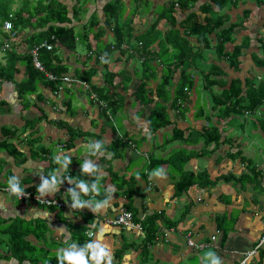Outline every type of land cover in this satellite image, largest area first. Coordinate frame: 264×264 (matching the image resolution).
Returning a JSON list of instances; mask_svg holds the SVG:
<instances>
[{"label":"crops","instance_id":"0c3cea01","mask_svg":"<svg viewBox=\"0 0 264 264\" xmlns=\"http://www.w3.org/2000/svg\"><path fill=\"white\" fill-rule=\"evenodd\" d=\"M138 1L142 0H131L132 6L129 8L126 5V14L133 9L137 11ZM150 1L152 2L150 8L147 10L144 5V10L147 13L152 11V15L156 14L159 19V13L167 11L174 0ZM208 1L210 0H199L194 6L201 18L206 17L201 11V6ZM20 5L21 3L18 6L15 5L14 8ZM176 6L175 14L178 21H181L186 17V13L178 4ZM238 8L243 10L242 14L247 9L251 10L252 17L256 20V23L249 22L251 24L246 31L239 32L240 35L237 36L236 43L248 37L246 39L248 45L243 48L242 69L236 71L230 67L227 60H217L214 48L206 52L208 58H201L200 63L202 66H209L211 63L220 64L229 72V80L238 76L243 79L258 77L259 80H264V67L257 64L259 58H264L262 45L264 42V1L261 3L257 0H247L244 3L239 1V6L238 4L233 5L232 9L227 11L231 15V22H236L234 20L238 19L241 14L235 13ZM215 9L218 7L215 6ZM86 15L87 13L83 14L81 18H85ZM104 16L106 20L105 11ZM78 21L82 19L74 20V24L77 30L84 33V24ZM161 22L163 25L160 26L157 23L156 30L161 29L164 34L174 28L173 23L166 17L162 18ZM152 24L154 23L151 22L145 29L142 28V31L134 30V27L130 26L133 35L132 43L137 40V36L147 32ZM111 33L106 29L103 34L104 43L111 42V36L114 37L113 30ZM212 37L216 43V34ZM190 39L197 41L195 36H191ZM88 40L93 45L96 42L92 34ZM141 45L139 43V46ZM234 46L235 44L229 43L228 49H233ZM85 47L89 49L88 46ZM122 47L129 50L123 53L118 49L111 53L108 59L111 63L108 62V68H106L107 63L102 62L101 64L100 62L99 68L95 69L93 75L91 74V81L101 85L96 76L102 73V79L107 85L109 76L106 72H118L114 80L118 85L116 90L122 92V94L120 92V97H123L124 103L110 118H107L103 110L91 99L85 86L77 84L82 79L73 76L77 68L90 71L92 67H79V65H73L74 62L68 61L74 56L75 62L86 63V61L95 59L91 58L90 54L87 55V60L79 51H74L71 55L64 54V61L72 66L70 72H74L71 74L75 80L67 84L66 90L63 91L64 95L61 97L53 94L50 86L45 87L42 93L46 91L51 94L43 93L47 99L45 103L34 104L24 109L15 87L11 83L4 84L1 96L6 98L12 110L0 113L2 119L0 133L3 127L19 129V134L26 132L24 137L21 135L18 137V143L22 142L20 148L27 155V160L23 164H18L7 151L0 150V159H2L0 184L5 185L4 187H7L6 177L16 172L21 176V181L26 188L32 189L27 191L37 194L36 185L41 182V176L38 173L47 175L54 154L71 150L73 161L69 166V174L77 176L81 174V163L87 157V144L90 139L101 138L105 141L106 147L118 137L122 140L119 141L117 149L107 148L108 152L105 155L99 158L93 157L97 164L103 166L104 175L101 183L111 186L115 191L110 206L102 208L98 213H93L88 208L75 211L70 208L69 203L63 198L67 189L71 187L67 181L59 186L57 192L45 197L62 201L65 203L64 206L22 200L19 197L10 196L4 190L0 191V264H45L52 258L57 260L56 250L58 248L73 241L78 242L74 234H77L80 226L85 227L83 232L86 236L85 242L95 238L94 235L89 236L90 232H95L100 226H107L104 242L112 250L113 264H202V254L209 249L214 250L222 258L223 264H237L243 254L254 247L264 236V178L262 176L264 170V104L255 112L245 111L243 114L233 115L231 118L218 122V110H214L213 105L209 106V103L208 105L206 103L207 112L219 127L222 140H224L217 147L215 143L206 145L204 138L194 142H186L185 139L166 141V138L172 136L176 127L185 130L186 135L193 129L203 131L207 119L196 117L198 108L195 106V101L198 95L193 93V101L189 104V109H186V106L182 109L172 108L174 113L169 109L172 123L159 130L153 137L147 116L151 106L149 105V111L141 105L135 112H132L136 102H130L133 99L136 100L134 87H138L137 81H141V71L138 70V65L141 66L143 59L133 52L135 49L129 47L128 43H124ZM154 49H158V46L155 45ZM129 63H134L132 64L136 67L134 72L126 73L121 69H111L113 65L124 67ZM162 66L163 64L159 65L160 74ZM124 73L125 77L121 75ZM204 76L198 74L197 79L200 83ZM124 79L130 80L126 87L120 86V82H125ZM82 82L90 85L88 81ZM132 85L134 89L130 92ZM216 86L219 89L216 90ZM216 86L214 90H207V95L212 99L214 94L222 90L221 86ZM36 97V95L33 96V98ZM59 98H61V104H63V99L72 98L71 107L65 104L59 107L57 103ZM73 101H76V105ZM129 102L130 110L127 108ZM15 103H17L16 108ZM41 104L47 117L34 122L32 126H25L27 121H18L19 119L16 118L22 116L21 119L24 117L25 120L26 118L31 120L42 116L43 112L39 109ZM33 109H37L39 115H36ZM25 112L31 113L27 116ZM256 114L260 117L259 120L254 117ZM62 122L65 124H61ZM256 124L260 126L255 127ZM68 127L75 128L82 134L74 140L71 146H67L70 138ZM249 130L252 135L254 133L256 135L248 137ZM237 152L242 154L238 155ZM155 158H164L166 161L158 164L154 161ZM4 161L7 162L5 167ZM254 165L259 171L257 181L253 180ZM159 166H163L165 174L151 177L149 175L151 170ZM182 170L206 174L209 181L212 180L214 183L210 185L197 183L186 192L175 194L176 182L180 179ZM242 178L244 180H241ZM85 179L91 180L92 178L85 177ZM100 195H103V189ZM122 209L132 211L135 223H141L143 228H128L110 224L108 219ZM153 215L162 217L157 222L159 229L156 236L149 243L143 223ZM218 230L221 233L218 239L213 241L211 237ZM189 234L197 242L210 243V245L203 250L191 247L188 243ZM129 252L131 253L130 258H126L125 254ZM250 264H264V246Z\"/></svg>","mask_w":264,"mask_h":264},{"label":"trees","instance_id":"16d2710c","mask_svg":"<svg viewBox=\"0 0 264 264\" xmlns=\"http://www.w3.org/2000/svg\"><path fill=\"white\" fill-rule=\"evenodd\" d=\"M16 1L0 0V52H5V61L0 56V95L4 84L11 83L15 87L18 99L22 102L24 109L47 101L42 93L45 87L50 86L53 94L57 95L56 92L59 91V86L63 84L64 76L70 73L72 67L64 61V50L68 49L76 52L79 47V39L81 37L87 39L91 34L96 42L94 45L88 42L87 46L91 52L90 57H94L96 62L100 63L102 56H105L108 60L111 53L116 52L118 49L125 53L129 49L122 47L124 43H128L129 47L135 49L133 52L143 59L141 64L143 71H141V81L136 90V95L144 108L151 106L147 116L153 137L157 135L159 130L172 123L170 108L182 109L183 106H186V109H189V104L193 101L194 90L199 89L201 85L197 79L198 74L205 75L202 88L214 90L216 85L222 87V90L213 96V109L218 110V122L231 118L233 115L243 114L245 111L255 112L264 104V80H259L258 77L243 79L240 76L229 80V72L220 64L211 63L209 66H202L200 63L201 58H208L206 50H213L214 48L217 60H227L230 67L236 71L242 69L243 48L248 45V42H246L248 37H245L241 43H236V28L240 23L237 21L231 22L229 12L223 11L226 6L237 5L240 0H210L206 2L201 6L202 13L206 15L205 18H201V15L194 9L199 0H174L170 3L167 11L164 10L163 13H159V19L166 17L168 21L173 23L174 28L164 34L161 29L156 30V21L147 32L137 36L136 43H132L131 38L133 35L129 18L123 20L127 7L122 0H110L104 5L106 13L105 26L100 25L101 19L95 11L91 15L88 24L84 25V33L77 30L74 20L82 19L81 16L88 13L89 6H86V4L89 0H76L72 9L62 0H22L21 5L14 8ZM262 1L264 0H257L258 3ZM141 2L147 10L152 4L150 0H142ZM176 4L186 13V17L181 21H178L175 14ZM215 6L218 9H215ZM244 13L248 16L251 10L247 9ZM7 20L13 21V31L16 32L15 38L17 39L12 40L11 48L4 50L5 40L11 36L4 28ZM106 26L113 29L114 41L104 43L103 34L106 32ZM25 31L29 32L25 33ZM21 32L25 34H21ZM213 34L217 36L216 43H214ZM191 36H195L197 41H192ZM43 41H49L54 45L52 50L42 48L40 59L48 71L58 75L56 81L48 79L45 73L35 66L33 55L30 53V49L34 45H38ZM139 43L142 45L139 46ZM229 43L235 44L233 49H228ZM155 45L158 46V49H154ZM262 45L264 49V42ZM20 47L24 48V51H21ZM161 63L163 66L160 74L159 65H162ZM257 64L264 67V58H259ZM106 68H108V63ZM77 69L73 76L90 83L91 91L89 93L96 92L97 101L106 103V106H102V110L106 117L110 118L112 115L108 112L110 111L112 114L117 112L124 103L123 97H120V91L116 90L118 85L115 84L114 80L118 72L107 71L106 73L109 76L107 85L100 86L91 81V74L93 75L95 72V67H92L90 71ZM177 73L178 78L176 79ZM121 75L126 76L125 73ZM129 81L120 82V86L126 87V85H129ZM66 88L64 86L65 90ZM34 95L37 97L33 98ZM92 100L97 102L94 98ZM200 100L198 96L195 101V106L198 107L196 117L207 119L203 131L193 129L186 135L185 130L176 127L172 136L166 138V141L185 139L186 142H194L204 138L206 145L215 143L216 147L224 141L219 127L212 121L210 113L207 112L206 103H202ZM71 101L72 98L63 99V104L68 105L70 108ZM39 109L43 112V115L28 120L26 126H32L31 124L34 122L45 118L42 104ZM10 110H12V107L6 98L0 96V113ZM61 124L65 123L62 122ZM68 130L70 138L67 146H71L74 140L82 134L75 128L68 127ZM20 135L19 129L13 130L9 127H3L0 133V150L7 151L16 159L18 164H23L27 160V155L21 150L18 143ZM121 140L118 137L111 145L107 147L105 145V147L112 150L117 149ZM237 154L241 155L242 153L237 152ZM154 161L161 164L166 159L155 158ZM56 167L52 159L47 172H51ZM253 169V180L257 181L259 171H257L255 165ZM181 173L180 179L176 182L175 194L184 193L197 183L200 185L214 183L212 180L209 181L208 176L203 173L196 174L184 170ZM4 186L0 184V188ZM26 189L32 190L30 188ZM161 217V215H153L143 223L149 243L156 236L159 229L157 222ZM78 228L79 233L74 234V237L78 243L83 244L86 240L83 233L85 227L80 226ZM51 263L57 264V260L52 258Z\"/></svg>","mask_w":264,"mask_h":264},{"label":"clouds","instance_id":"9594fccd","mask_svg":"<svg viewBox=\"0 0 264 264\" xmlns=\"http://www.w3.org/2000/svg\"><path fill=\"white\" fill-rule=\"evenodd\" d=\"M101 60L104 63L109 62L105 56H102ZM107 152L104 140L90 139L87 144V157L83 159L80 168L81 174L77 176L69 174V166L73 161L71 150L54 154L53 162L57 167L51 172H47V175L38 173L41 176V182L36 185L37 194L41 198H45L57 192L59 186L67 181L71 187L67 189L63 198L73 211L88 208L93 213H98L102 208L110 206L115 191L111 186L101 183L104 175L103 166L97 164L96 159H93V157L99 158ZM164 174L163 166L152 169L149 173L151 177H159ZM85 177L92 179L88 180ZM5 182L6 191L10 196L21 199L29 194L25 184L21 181V176L16 172L8 175ZM102 189L103 195L101 196ZM106 228L107 226L98 227L95 232L91 233L95 238L89 239L83 244L73 241L58 248L56 250L57 264H113L112 250L104 242ZM125 255L126 258H130L131 253ZM45 264H50V261H46ZM202 264H223V260L214 250L209 249L202 254Z\"/></svg>","mask_w":264,"mask_h":264},{"label":"rangeland","instance_id":"374dc122","mask_svg":"<svg viewBox=\"0 0 264 264\" xmlns=\"http://www.w3.org/2000/svg\"><path fill=\"white\" fill-rule=\"evenodd\" d=\"M62 1H64L65 3H67L68 4V6H69V8L70 9H72L73 8V6H74V4L76 3V0H62ZM108 1H110V0H89L88 2H87V4H86V6H89V12L87 13V15L85 16V18L84 17H82V21H78V22H83V24L85 25V24H88V21H89V19H90V17H91V15L95 12V11H97V13L99 14V17H100V19H101V21H100V24H102V26H105V16H104V4H106ZM241 1V3H244V2H246L247 0H240ZM249 1V0H248ZM251 1H253V0H251ZM22 2V0H17L16 1V6H18L20 3ZM122 2L123 3H125V5H127L128 6V8L130 7V6H132V2H131V0H122ZM122 3V4H123ZM14 5V6H15ZM235 6H237V5H235ZM238 6H239V2H238ZM139 7V8H138ZM241 7H243V5L241 6ZM137 11H135V14H133L134 13V10L135 9H133V10H131V11H128V13L127 14H125V16H124V18H123V20H125L126 18L128 19L129 18V20H130V25L131 26H133L134 27V30L136 29V30H139V31H142L143 29H145L147 26H148V24H150L151 22H153V23H155L156 21H157V23H159V25L160 26H162L163 24V22H161V19H158V16L156 15V14H154V16L152 15V11H150L149 13H147V12H145V10H144V4H143V2H141V1H138V6H137ZM228 9L230 10V9H232V7H230L229 5L228 6H226L225 8H224V10L223 11H228ZM242 12H243V10H241V8H238V9H236V11H235V13H241L239 16H238V19H235L234 21H237V22H239L240 23V25L236 28V37L238 36V35H240V33L239 32H245L246 31V29L249 27V25L254 21L255 23H256V20L255 19H253V17H252V14L250 13L248 16H246L245 15V13H243L242 14ZM71 14H72V12H71ZM127 15V16H126ZM251 15V16H250ZM151 16H152V18H151ZM126 17V18H125ZM235 18V17H234ZM249 22H251V23H249ZM228 25V24H227ZM159 26V27H160ZM87 27H89V26H87ZM107 27V26H106ZM80 28H82V27H80ZM98 28V27H97ZM143 28V29H142ZM126 29V28H125ZM107 30L111 33V30H113L111 27H107ZM79 31V30H78ZM29 31H25V33H28ZM23 32H21V34H22ZM112 34V33H111ZM19 38V37H18ZM133 38V37H132ZM131 38V39H132ZM17 39V38H16ZM110 40H111V42L112 41H114V37H113V35L111 36V38H110ZM136 40V39H135ZM238 41H240L239 43H241L243 40H238ZM89 42V40H88V37H87V39L86 38H84V37H82V38H80L79 39V47H78V49H77V51H79V52H81V55H83L82 57L84 58L85 57V60H87L86 58H87V55H89L91 52L89 51V49H87L85 46H87V43ZM134 43H136V41L134 42ZM20 50L21 51H24V48H21L20 47ZM210 50H212V49H210ZM209 49L208 50H206V51H210ZM65 51V55H68V54H73V52L72 51H68V49L66 50H64ZM4 55H5V52L4 51H1L0 52V56H1V58H2V60L3 61H5V58H4ZM116 55H117V53H116ZM74 56H72L68 61L69 62H74V64L73 63H71V64H73V65H79V67H85V66H91V67H93V66H95V68H99L98 67V65H101L102 64V62L103 61H101V64L100 63H98V62H96L95 61V59L94 60H91V61H86V63H78V62H75L74 61ZM212 59V58H211ZM85 60H82V61H85ZM109 63H111V62H109ZM70 64V63H69ZM115 65H116V63H114ZM132 64H134V63H129V64H126L124 67H122V66H118V67H116L115 65H113V66H111V64H109V66H111L110 68L113 70H117V69H121V71H124V72H134L135 70H136V67H135V65H132ZM140 65V64H139ZM138 65V67H139V69L138 70H140V71H143V68H142V66H139ZM121 67V68H120ZM71 73H74V72H70L69 74H67V75H70V76H72L73 74H71ZM104 73V75H105V72H103ZM142 74V72H140V75ZM19 76H21V75H19ZM73 77V76H72ZM102 77H103V75H102V73H101V75L100 74H98L97 76H96V79L98 80V82L101 84L100 86H102V85H106L105 83H106V81L104 80V79H102ZM178 78V73L176 74V79ZM134 82H135V79H134ZM72 82H70V83H67V84H71ZM83 84L84 86H85V88H86V90L88 91V92H90L91 91V87H90V85L88 84V83H86V82H82V81H78L77 82V84ZM137 83H138V85H139V81H137ZM67 84H66V86H67ZM202 85V86H201ZM201 85L199 86V89L197 88L196 90H194V93L195 94H197L198 96H199V99H201L202 98V100H200L202 103H207V105H208V103H209V106H212L213 104H212V102H213V99L210 97V96H208L207 95V90L208 89H204V88H202L203 87V80H201ZM153 86H155V85H153ZM135 88V93H136V90H137V86L136 87H134ZM133 88V85H132V89H130V92H132L131 90H133L134 89ZM3 89V88H2ZM217 89H219V87H217L216 86V90ZM3 91V90H2ZM14 91V90H13ZM12 91V92H13ZM64 91V90H63ZM61 92V96H63L64 95V92ZM119 91V90H118ZM209 91H211V90H209ZM121 92V91H120ZM129 92V93H130ZM43 93H45L46 95H48L49 93L48 92H43ZM93 93V92H92ZM92 93H89L90 94V96H91V98H92ZM94 93H96V92H94ZM202 93H203V97H202ZM213 93V92H212ZM211 93V94H212ZM13 93H11V95H12ZM84 94V93H83ZM120 94V93H119ZM121 94H122V92H121ZM45 95V96H46ZM49 95H51V94H49ZM1 96V95H0ZM47 97V96H46ZM136 97V98H135ZM134 98L136 99V100H131L130 102H132V101H135L136 102V106H135V108L133 109V111L132 112H135L140 106H141V104H140V102H138L139 100L137 99V95H135L134 96ZM93 99V98H92ZM98 99H95V101H97ZM129 100H130V96H129ZM59 102H57L58 104H59V107H62V106H64L63 104H61V98H59V100H58ZM130 102L129 103H127V105H128V107L127 108H129V110L131 109V105H130ZM96 104H97V106H99L101 109H102V106H106V103L105 102H103V101H97V102H95ZM138 103V104H137ZM73 104H75L76 105V101H73ZM17 107V103H15V108ZM150 106H146V109H147V111H149L150 110V108H149ZM198 108V107H197ZM32 111H36V115H39V111H37V109H33ZM170 111L172 112V113H174L175 111L172 109V108H170ZM26 113V112H25ZM30 113L31 112H27L25 115H30ZM108 113H110V115H112V113L109 111ZM22 117V116H21ZM21 117L20 116H18V117H16V118H18L19 120L18 121H22V122H25V121H28V118H26V120H25V118L23 117L22 119H21ZM252 117V116H251ZM256 119H258L259 120V118L260 117H258V114H256L255 116H254ZM0 121H2V119H1V117H0ZM26 126V125H25ZM258 126H260V124H256L255 125V127H258ZM252 131H253V129H252ZM249 133H250V135L248 136V137H253V136H255L256 134L254 133L253 135H252V132L249 130ZM24 135H26V132L24 133V132H22V134H21V137H24ZM253 139H251V141H252ZM22 142H20L19 141V144H20V146L22 147V144H21ZM3 163H5L4 164V167L5 166H7V162H3Z\"/></svg>","mask_w":264,"mask_h":264},{"label":"built area","instance_id":"2783aa9c","mask_svg":"<svg viewBox=\"0 0 264 264\" xmlns=\"http://www.w3.org/2000/svg\"><path fill=\"white\" fill-rule=\"evenodd\" d=\"M13 27H14V23L12 20H7L5 22L4 28L7 32L10 33V37L7 38L5 40L3 49H9L12 46V40L16 39V32L13 31ZM42 48H46L48 50H52L54 49V45L53 43L49 42V41H43L42 43L38 44V45H34L31 49H30V53L33 55V59H34V63L35 66L42 72L45 73V75L48 77V79H50L51 81H56L58 79V75L48 71L45 67V65L42 63L41 59H40V51ZM75 79L74 77L70 76V75H65L64 79H63V84H61L59 86V91H57V95H59V97H61V92L64 90V86H66L67 83L73 82ZM92 98L97 99V94L96 93H92ZM262 176L264 178V170L262 173ZM4 190L6 191V187H2L0 188V191ZM28 195L23 196L21 199L22 200H34L37 202H41V203H45V204H55V205H59V206H64V202L62 201H58V200H54V199H50V198H41L39 196V194H35L32 192L28 191ZM108 222L110 224H114V225H120L123 227H128V228H143L141 223H135L134 221V213L128 209H122L120 212H118L115 216H113L112 218L108 219ZM93 232L89 233V236L92 237L93 235L91 234ZM221 233L220 230L217 231V233H215L211 238L213 241H216V239H218L219 234ZM188 243L191 247L197 249V250H203L204 248L208 247L210 245V243H205V242H197L193 236H191V234H189V238H188ZM264 246V236L258 241V243L250 248L249 250H247L242 258L239 260V262L237 264H250L251 260L253 258H255L259 252L260 249Z\"/></svg>","mask_w":264,"mask_h":264}]
</instances>
